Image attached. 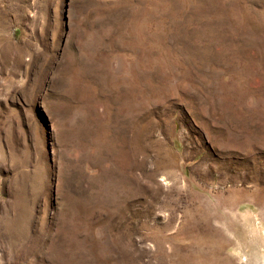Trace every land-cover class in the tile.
Instances as JSON below:
<instances>
[{"label": "rangeland", "instance_id": "374dc122", "mask_svg": "<svg viewBox=\"0 0 264 264\" xmlns=\"http://www.w3.org/2000/svg\"><path fill=\"white\" fill-rule=\"evenodd\" d=\"M0 264H264V0H0Z\"/></svg>", "mask_w": 264, "mask_h": 264}]
</instances>
